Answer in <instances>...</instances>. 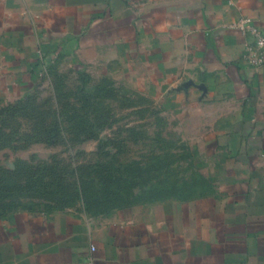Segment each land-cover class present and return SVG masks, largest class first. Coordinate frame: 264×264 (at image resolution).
<instances>
[{"label": "crops", "instance_id": "0c3cea01", "mask_svg": "<svg viewBox=\"0 0 264 264\" xmlns=\"http://www.w3.org/2000/svg\"><path fill=\"white\" fill-rule=\"evenodd\" d=\"M242 19L264 33V0H0L1 97L130 84L181 125L192 175L103 214L6 215L0 264H264V67Z\"/></svg>", "mask_w": 264, "mask_h": 264}, {"label": "rangeland", "instance_id": "374dc122", "mask_svg": "<svg viewBox=\"0 0 264 264\" xmlns=\"http://www.w3.org/2000/svg\"><path fill=\"white\" fill-rule=\"evenodd\" d=\"M61 87L9 103L0 96V219L64 209L103 214L140 197L187 192L186 135L151 98L109 79L69 77ZM93 129L102 137L99 156L89 155L98 148L86 140Z\"/></svg>", "mask_w": 264, "mask_h": 264}, {"label": "built area", "instance_id": "2783aa9c", "mask_svg": "<svg viewBox=\"0 0 264 264\" xmlns=\"http://www.w3.org/2000/svg\"><path fill=\"white\" fill-rule=\"evenodd\" d=\"M239 28L245 33H251L254 43L246 47V59L251 67H264V33L251 24L250 19H242Z\"/></svg>", "mask_w": 264, "mask_h": 264}]
</instances>
